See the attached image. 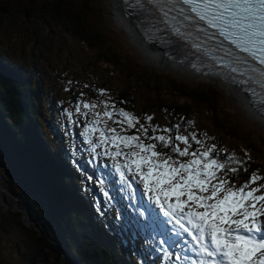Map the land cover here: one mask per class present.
<instances>
[{
  "label": "trees",
  "instance_id": "obj_1",
  "mask_svg": "<svg viewBox=\"0 0 264 264\" xmlns=\"http://www.w3.org/2000/svg\"><path fill=\"white\" fill-rule=\"evenodd\" d=\"M24 1L25 3L22 0L17 1V6L24 13V16L20 14L23 19L35 23L34 27L23 32L26 39L33 41L31 55L36 58L34 65L12 61L13 54L19 53L26 57L27 52L25 46L21 48L19 44L20 37L22 38L20 23L11 18L8 7L3 10L0 8V129L3 132V135L0 134V149L5 155V159L1 157L0 161L4 164L5 171L15 166L17 170L14 167L13 169L20 179L25 180L21 174L28 178L23 182V186L28 188L30 181L35 184L34 187L38 191L36 199L31 200L28 193L20 192L19 183L14 188V193L30 202V209L25 204L23 207L29 210L36 225H28L19 213L4 210L0 204V264H154L141 257L134 246L135 239H138L134 227L139 228L141 230L139 233L143 234L148 224L154 225L153 211L148 208L147 203L146 207L138 209L135 201H121L136 216L148 221V224L143 225L137 223L128 211L124 212L121 209L122 205L120 201H115V196H121L117 191L128 196V180L131 174H125L127 183L121 181L103 147H96L95 151H92L97 131L86 137L85 129L90 126V120L78 118L69 105V101L82 106L84 103L90 104L89 100H84V94L91 91L90 83H86L85 89L77 87L84 77L72 73L67 82L68 97L54 87H48V81H55L44 62L47 61L50 66H54L56 57L61 56L69 38L76 41L81 50L91 55L93 63L104 67L114 77L119 75L118 64H121L119 55L107 44L98 26L94 27L93 24L95 0ZM4 14L9 18L4 19ZM102 22L103 18L99 20L100 24ZM54 40L62 42L57 49L51 43ZM131 79H135L136 82L129 83L120 91L103 85L111 93V104L114 108L112 120L116 131L119 125L125 130L128 128L126 123L116 122L122 119L117 114L118 111L123 109L130 113L138 105L134 103L132 106V103L135 102L139 89L142 91L149 89L154 93L151 98H154L158 108L163 110L166 105L174 110L170 114L165 111L166 117L160 114L164 120L168 119L173 130L166 136L174 138L177 128L175 124H179L183 133L189 136L190 152L202 151L205 147L214 145L216 149L213 153L214 158L224 161L230 167L239 168L236 173L225 169L218 172V176L230 175L231 183L239 187L249 180L252 173L264 171L262 136L251 132L245 133L236 123L222 119L220 113L224 100L217 92L208 87L188 84L176 77H168L165 87L156 77L142 85L138 83L140 82L138 77L128 76L127 81ZM113 90L115 94L112 93ZM92 92L96 94L95 89ZM176 95L183 97L185 101L175 104L163 100L164 96L174 98ZM192 101H197L205 107L207 117L205 122L212 125L211 130L201 128V131H196L191 121L181 122L180 113L189 114L186 110H191L189 105ZM25 110H29L30 113ZM32 117L35 121H32ZM43 122H47L53 129V135L58 142L55 148L50 142L47 143V147L54 150L52 156L58 162H63L68 165V170L75 172L73 176L63 172L66 169L62 164H56L57 168L54 169L53 163L46 156L42 157L40 150L37 153L41 164L34 156L35 151L29 142L27 127L32 124L43 136ZM192 135L202 143L197 144L191 139ZM89 138L92 144L88 143ZM227 139H232L238 143L239 148L242 147L238 155L228 153L224 149L223 144ZM70 142L75 143L77 153L67 151L65 145ZM152 143H157V151L171 155L173 159L187 161L192 158L179 157L170 147L165 148L154 140ZM173 143L177 144V141L173 139ZM22 150L27 164H23L21 157L19 158ZM62 151L64 155L61 154ZM83 155L91 162V167L85 161L79 162ZM233 155L242 163L225 160V157ZM72 164L80 165L82 169H75ZM42 165L50 167L51 170L43 171ZM38 172L41 173L44 183L38 177ZM27 174L34 180H30ZM70 177L76 183L73 184ZM66 180H70L71 183ZM82 186L87 194V197L83 198L87 206L79 203L77 207L71 202L72 194ZM60 188L65 193H62ZM81 207L88 210L83 212L80 210ZM21 214L25 215L24 212ZM98 225L101 226L100 230ZM109 234H113V237ZM65 240L69 242L71 249L68 248L64 254L60 242ZM146 255L151 256L150 253ZM134 258L137 260L136 263L133 262Z\"/></svg>",
  "mask_w": 264,
  "mask_h": 264
},
{
  "label": "snow or ice",
  "instance_id": "obj_2",
  "mask_svg": "<svg viewBox=\"0 0 264 264\" xmlns=\"http://www.w3.org/2000/svg\"><path fill=\"white\" fill-rule=\"evenodd\" d=\"M169 2L172 0H164L159 5L160 10ZM175 4L187 6L181 7L180 12L195 14L194 18L215 29L225 41L264 65V0H174ZM185 19L193 17L185 16ZM261 83L264 86V81ZM83 107L93 109L96 105L84 103ZM107 107L105 105L102 117L112 119L114 113L107 111ZM76 110L80 111L79 106ZM117 114L122 119L116 122L126 123L129 129L139 123L137 117L123 109ZM95 115L97 119L85 129L86 137L98 130L95 125L100 123L101 114ZM147 119L151 121L152 118ZM157 130L152 128L153 132ZM99 131L100 143H111L116 149L109 152L113 160L121 155L125 157L123 165L114 164L121 181L127 183L122 168L138 176L144 190L151 194L149 200L154 201L168 218L167 223L173 224L176 235L186 233L191 237L188 242L191 251L199 257L192 264H264V184H257L264 177L252 173L248 181L236 187L226 176H218V172L227 169L236 173L239 168L214 158V145L190 152L187 135L149 137V129L144 125L137 129L145 138L157 141L165 148L170 147L179 157H192L180 161L157 151V143H145L140 135H120L112 129L113 134L106 136L104 129ZM162 131L170 132L171 129ZM173 139L185 147L181 149ZM191 139L197 144L202 143L195 135ZM88 143L92 144L90 138ZM99 146L94 144L92 151ZM122 148L128 151L122 152ZM225 160L242 163L234 155L225 157ZM160 243L167 241L161 240ZM163 251V258L168 259V249ZM184 259H188L186 252ZM176 260L180 261L181 255H176Z\"/></svg>",
  "mask_w": 264,
  "mask_h": 264
},
{
  "label": "rangeland",
  "instance_id": "obj_3",
  "mask_svg": "<svg viewBox=\"0 0 264 264\" xmlns=\"http://www.w3.org/2000/svg\"><path fill=\"white\" fill-rule=\"evenodd\" d=\"M17 1H21V0H0V8L3 10L5 9V7H8L7 10L11 11L10 13L11 18L20 23L19 26H20L22 38L20 37L19 44L21 48L22 46H25V50L27 52L26 57H24L19 53L13 54L12 58L14 60L12 61L13 62L23 61L29 65H34L36 63V58L34 59L31 55L33 51V41L26 39L23 32L27 28L34 27L35 23L29 22L21 17V15L24 16V13L17 6ZM22 2L25 3L24 0H22ZM113 3L114 0H95L94 5L96 6V8L93 14V19L95 17L93 24L94 27H96V25L98 26L99 30L103 33L104 39L107 42V44L110 45V47H113L115 53L117 52V55H119L121 60V64L120 65L118 64L119 75L114 77L109 72H107L104 67L93 63L91 55L88 52L81 50L80 47L78 46V43L73 39L69 38L68 44L67 45L64 44L66 46H64V50L61 52V56L56 57L54 61V66H50L49 62L47 61L44 62L45 67L48 69V71H50V74H52L51 77L55 81V82L48 81L49 88L54 87L56 90L64 93L66 97H68L67 86L69 84L67 82L69 81L70 75L72 73H75L77 75L83 76L84 79L77 85V87H82L83 89H85L86 83L87 82L90 83L91 91L90 93L86 92L84 94V100H89L90 104H94L96 105V107L93 109H86L82 105L72 101H69L70 103L69 105L72 108H75V110L79 106L80 111L78 112L76 110V112L80 117L83 118H91L93 120H96L97 117L95 114L100 113L101 114L100 123H103L104 125L108 126L109 130L111 131L112 129H115L114 122L113 120L103 118L102 113L105 111V105H108L107 111L113 112L114 108L111 104V93L103 85H108L111 88H113L115 91H120L124 89V87L129 83L136 82L135 79H131L127 81L128 76H132L133 78L138 77L140 79V82L138 81V83H140L141 85L142 83L151 81L153 77H156L157 80L160 81L159 83L165 87L168 81V77H176L188 84H193L205 88L208 87L209 89H212L214 92H217L218 95L221 96L224 100V106L222 112L220 113V117L222 119H228L236 123V125L245 133L251 132L252 134L262 136L261 144L264 145V123L262 122L261 118L252 117L251 114L253 112L251 111V108L248 107V101L246 100L247 99L246 97H244L240 92L226 88L214 81H209L197 76L195 77L190 73L189 70L185 68L181 69L179 67L177 69V67H174L173 65L174 63H170L161 54H159V57H161L162 59H164L169 63H166L165 61L159 58L158 60L165 63V66H160L155 62H153L149 58L150 53L146 55V52L145 51L143 52V50L141 49L142 44L143 46L146 45L143 43L141 37L136 33L133 23L131 21L127 22V20L123 16L120 4H115V3L113 4ZM4 15H5L4 19L9 18L7 14ZM101 18H103L102 24L99 23V20ZM127 27L129 28L131 27L134 30V32L136 33L135 35L137 37V41L135 39L133 40L132 34L134 33L130 32L131 30L128 29ZM23 43H25V45ZM51 43L54 45L55 49H57L60 45H62V42L60 40H54L51 41ZM152 52H154V50H152ZM87 73H89L90 75H86ZM141 73L144 74L141 75ZM94 89L96 90V94L92 92V90ZM114 90L112 91L113 94L116 93ZM153 94L154 93H152L151 90L149 89L147 91H142V89L140 88L139 91L137 92L135 102L132 103V106L134 103H137L138 105L130 113L133 116L137 117L139 123L144 125L146 128H148L147 117L150 116L152 119H154V126L158 129L164 120L161 116H159L160 111L158 110L156 102L153 100L154 98L153 99L151 98ZM163 100L167 101L168 103H175V104L183 103L185 101L183 97L178 95L174 96V98L171 97L168 98L164 96ZM189 109H191L190 115L196 117L198 119L199 124L202 127L208 128L209 130L212 129V125L206 124L205 122L207 117L204 114L205 108L204 106L201 105V103L197 101H192V103H190L189 105ZM25 111L28 112L29 110H25ZM138 113H140V116H138ZM120 120L121 119H119L118 121ZM8 121L10 122V120ZM28 128L29 127H27V129ZM116 133H119L120 135H127L126 130L120 125L118 126V131H116ZM30 137L31 136L29 135V139ZM42 137L44 140L43 147L46 155L50 160L58 162L52 156L54 150L47 147V143L50 142L51 139L53 140V136L51 134V130H49L45 125H44V135ZM50 143L52 144L53 148H55L58 142L51 141ZM68 147H70V149H73L74 144H70ZM224 148L226 149L227 152L236 153L239 149V145L238 143L232 141V139H227L224 142ZM9 149L12 151L11 148ZM40 150H42L41 147ZM0 154H1L0 158L2 157L3 159H5L4 151L2 149H0ZM61 154L64 155V152L62 151ZM35 157L39 162H41L40 156L38 155L37 151H35ZM42 157L45 158L44 153ZM53 165H54V169H56L57 168L55 167L56 164L53 163ZM13 167L17 170L15 166H12L11 168H7L8 171L7 172L4 170V164L1 163L0 161V168L2 169V178L0 181L3 184V186L0 184V195L1 194L5 195V198L7 200L5 202L11 207L9 211H13L14 213H19V215L23 217L24 215L21 214L22 212L15 210L13 208V205L16 203L17 206L24 209L25 207H23V204H25L30 209L31 204L30 202H28V200H24L22 196L16 195L15 193H14L15 196L11 194L12 193L11 189L14 192V188H16V185L19 183L21 187L20 192L26 194L28 193V197L31 200L34 198L36 199V195L38 194V191L34 187L35 184L34 183L32 184L31 181L30 184L28 185V188L26 186H23V182L28 180V178L25 175L21 174V176L25 178V180L20 179L19 175L16 174ZM42 170L47 171V170H51V168L42 165ZM68 172L71 173L73 171L68 170ZM27 176L30 178V180H34L31 175L27 174ZM225 176L229 181L231 180V177L228 174ZM70 180L74 184V180L72 179ZM70 180H67V182L71 183ZM257 184H264V181H259L257 182ZM255 186L257 185H254V187ZM80 191L84 192L83 187H81ZM144 196L146 199H149L150 194L146 192ZM0 204L2 205L1 207L4 208L5 210L6 206L4 202L1 201V198H0ZM57 210L59 211L58 208ZM161 213L163 214V212ZM30 218H31L30 220L32 221V217ZM168 224L176 233L173 224L171 223ZM181 236L184 244H186L191 251V245L188 243L191 240V237H188L187 235H185V233L181 234ZM166 245L167 243L163 244L164 247ZM198 260L199 257L191 251L190 263H188L189 259L187 260L184 259V255L181 256L180 261H177L176 257H174L172 259V262L174 264H186V263L192 264V261H198Z\"/></svg>",
  "mask_w": 264,
  "mask_h": 264
},
{
  "label": "bare ground",
  "instance_id": "obj_4",
  "mask_svg": "<svg viewBox=\"0 0 264 264\" xmlns=\"http://www.w3.org/2000/svg\"><path fill=\"white\" fill-rule=\"evenodd\" d=\"M114 3L115 4H120V7L122 8L123 7V3H122V0H114ZM113 3V4H114ZM114 8H115V6H114ZM123 10V9H122ZM117 11H118V8H117ZM123 12H124V10H123ZM122 17V16H121ZM126 18H127V16H126ZM128 22V21H127ZM128 29H130L131 31L130 32H133L134 34H132V37H133V40L135 39L136 41H137V37H136V33L134 32V30L130 27H127ZM137 29V28H136ZM137 31H138V29H137ZM139 32V31H138ZM140 34V33H139ZM141 35V34H140ZM141 37L143 38V43H146L147 41H146V39H144V37L141 35ZM147 44V43H146ZM142 46H143V44H142ZM142 46H141V49L143 50V52L145 51L146 52V55L147 54H149V58L153 61V62H155L156 64H158V65H160V66H165V63H163V62H161V61H159L158 60V58L159 59H161V60H163V61H165L164 59H162L161 57H159V53H158V50H157V47L156 46H152V48L151 47H146V46H143V48H142ZM150 51H148V50ZM152 50H154V52H152ZM151 54H153V55H151ZM154 55H155V57H154ZM148 57V56H147ZM165 58V57H164ZM154 59H156V60H154ZM166 59V58H165ZM168 60V59H167ZM150 61V60H149ZM166 63H169V62H167V61H165ZM172 62V61H171ZM170 62V63H171ZM172 63H174V62H172ZM174 65V64H173ZM185 69H187L188 70V68L187 67H184ZM182 69V68H181ZM182 71V70H181ZM187 74V73H186ZM193 75V74H192ZM196 77V76H195ZM228 87L230 88V89H233V90H236V91H238V92H240L244 97H246L245 99L248 101V107L250 108V106H251V102H250V100H249V96L247 95V94H245V93H243L242 91H241V89L240 88H237V87H235V86H231V85H228ZM243 97V98H244ZM242 98V97H241ZM240 101H242V100H240ZM250 113V112H249ZM5 126V125H4ZM62 170V169H61ZM61 170L59 171V172H61ZM63 171V170H62ZM63 172H66V171H63ZM6 187V186H5Z\"/></svg>",
  "mask_w": 264,
  "mask_h": 264
},
{
  "label": "water",
  "instance_id": "obj_5",
  "mask_svg": "<svg viewBox=\"0 0 264 264\" xmlns=\"http://www.w3.org/2000/svg\"><path fill=\"white\" fill-rule=\"evenodd\" d=\"M252 115H253V117H258L256 114H254V113H252ZM1 178H2V169L0 168V180H1ZM0 184L3 186V184H2V182L0 181ZM4 190H5V187H4ZM12 191V190H11ZM4 192V191H3ZM10 192V191H9ZM11 193V192H10ZM11 194H13L14 195V192L12 191V193ZM15 196V195H14ZM0 198H1V201H3L4 202V204H5V206H6V209L5 210H9L11 207L5 202V201H7L6 200V198H5V195L4 194H1L0 195ZM18 202V201H17ZM13 208L15 209V210H17V211H21V212H26V214L22 217L24 220H26V223L28 224V225H32L33 224V221H31L30 219V217H31V215H30V213H29V211L27 210V209H23V208H21V207H19V206H17V204L15 203L14 205H13Z\"/></svg>",
  "mask_w": 264,
  "mask_h": 264
},
{
  "label": "flooded vegetation",
  "instance_id": "obj_6",
  "mask_svg": "<svg viewBox=\"0 0 264 264\" xmlns=\"http://www.w3.org/2000/svg\"><path fill=\"white\" fill-rule=\"evenodd\" d=\"M4 123V122H3ZM6 123H4V125H5Z\"/></svg>",
  "mask_w": 264,
  "mask_h": 264
}]
</instances>
